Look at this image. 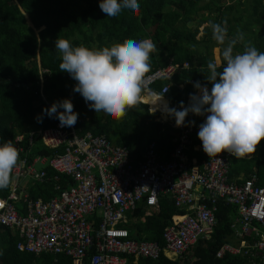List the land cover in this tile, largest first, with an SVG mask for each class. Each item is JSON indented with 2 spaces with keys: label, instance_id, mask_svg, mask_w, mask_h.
I'll use <instances>...</instances> for the list:
<instances>
[{
  "label": "trees",
  "instance_id": "obj_1",
  "mask_svg": "<svg viewBox=\"0 0 264 264\" xmlns=\"http://www.w3.org/2000/svg\"><path fill=\"white\" fill-rule=\"evenodd\" d=\"M99 3L100 0H0V144L11 140L17 147L16 138L23 134L20 142L23 150L17 147L20 159L26 157L28 150L32 152L29 161L38 154L52 155V150L41 140V131L55 125L58 119L46 115L42 121L38 118L43 109L65 98L71 99L84 131L104 135L114 145L128 146L132 156L140 155L146 143L154 140L160 157L169 160L175 145L176 129L156 120L158 113H151L144 101L129 109L121 119L90 109L84 98L73 91L77 82L59 69L62 60L55 49L57 38L69 40L73 47L83 45L91 49L111 47L127 39H151L157 48L151 54L148 73L165 66L170 59L189 62L188 69H181L173 76L171 91L167 94L179 104H185L187 96L195 93L193 84L196 81L211 90L212 85L205 77L207 63L215 60L216 47L221 57L217 70L224 66L223 46L213 40L210 22H226L229 38L243 33V40L235 46L234 53L242 52L246 45L264 52V0H138L139 11L125 10L118 19L107 17ZM179 83H184L183 89L179 88ZM161 85L162 82L152 87L158 90ZM197 118L191 113V120ZM144 126L152 131L140 148L137 139ZM194 141L201 143L198 135ZM38 163L36 169L46 170L47 179L31 184L29 192L33 198L48 199L56 191L57 182L67 187V176L57 173L49 164L39 169ZM253 174H256L257 184L264 185V141L258 145L256 153L248 157L229 158L231 179L240 182ZM13 180L12 173L9 185L0 189V196L8 194ZM178 211L173 200L164 195L158 212L142 220L145 209L139 205L135 213L129 215L125 226L137 240L164 244L163 231ZM234 213L233 207L219 201L217 224L210 237L201 238L176 261L163 255L157 259L129 255L125 264L251 263L252 259L244 255L217 257L220 247L233 239L231 215ZM20 239L17 231L0 223V264H69V259L62 254L20 251L17 248ZM85 264L90 262L86 259Z\"/></svg>",
  "mask_w": 264,
  "mask_h": 264
},
{
  "label": "built area",
  "instance_id": "obj_2",
  "mask_svg": "<svg viewBox=\"0 0 264 264\" xmlns=\"http://www.w3.org/2000/svg\"><path fill=\"white\" fill-rule=\"evenodd\" d=\"M184 68H189L188 61H169L146 74L144 90L159 98L166 97L171 91L169 82L162 85L160 92L152 86L171 79ZM189 102L188 95L185 106ZM171 104L179 110L180 104ZM150 107L152 112H159L158 120L170 123L178 131L169 160L160 159L155 141L149 142L140 155L132 156L128 146L114 145L104 135L84 131L80 118L72 127L61 126L58 120L41 131V140L52 155L38 154L29 161L32 152L28 150L13 170L8 194L0 196V223L20 234L17 248L35 254H62L69 264H85L86 259L90 264H125L129 255L152 259L163 255L177 260L201 238L210 237L217 224L216 202L221 199L225 205L235 207L237 217L232 227L238 242L224 243L217 257L244 255L254 264H264V185L257 184L256 174L242 182L232 181V155L227 152L208 157L201 145V164L189 159L190 137L198 133L205 116L193 121L189 113L185 126L176 127L174 118L163 113V104L153 107L150 103ZM23 138V134L16 138L20 150ZM32 140L33 135L30 145ZM37 162L49 164L54 171L67 176V187L57 182L56 191L48 199L33 198L20 180L27 175L31 184L47 179L46 170L36 169ZM164 195L182 211L174 213L165 227L164 244L133 238L125 226L129 215L143 205L144 220L159 210Z\"/></svg>",
  "mask_w": 264,
  "mask_h": 264
},
{
  "label": "clouds",
  "instance_id": "obj_3",
  "mask_svg": "<svg viewBox=\"0 0 264 264\" xmlns=\"http://www.w3.org/2000/svg\"><path fill=\"white\" fill-rule=\"evenodd\" d=\"M99 7L107 17L117 19L125 10L139 11L138 0H100ZM225 24L210 22L213 40L223 46L224 64L218 71L215 60L207 63L205 79L212 85L211 90L196 81L193 87L198 94H189L187 106L180 102L178 110L163 104V113L174 118L176 127L185 126L189 113L205 116L197 133L205 154L218 157L227 152L241 159L256 153L264 141V52L246 45L242 52L234 53L243 33L229 38ZM156 48L151 39H127L101 49L73 47L64 38L55 41L62 60L60 71L67 72L77 82L73 91L97 114L103 112L115 119L123 118L129 109L139 105L146 74L151 70V54ZM163 96L157 103L163 101ZM43 115L56 118L61 126L67 127L74 126L78 120L70 98L43 109L39 121ZM21 163L19 151L11 140L0 144V189L9 185L13 170Z\"/></svg>",
  "mask_w": 264,
  "mask_h": 264
},
{
  "label": "crops",
  "instance_id": "obj_4",
  "mask_svg": "<svg viewBox=\"0 0 264 264\" xmlns=\"http://www.w3.org/2000/svg\"><path fill=\"white\" fill-rule=\"evenodd\" d=\"M215 61L218 63V64H220L221 63V57H220V52L219 53H216L215 52ZM172 59H170L169 61H171ZM168 61V62H169ZM167 64V63H166ZM163 67V66H162ZM159 68V67H158ZM156 70V69H155ZM148 74V73H147ZM175 75V74H174ZM173 78V77H172ZM172 78L171 79H163V80H160V81H158V82H156L154 85H156V84H158V83H160V82H162V85L164 84V83H166V82H169L170 84H171V80H172ZM191 82H192V80H191ZM193 83V82H192ZM181 84H184V83H179L178 84V86H179V88L180 89H183L184 88V86H183V88H181L180 87V85ZM162 85L159 87V89L158 90H156V91H158V92H160L161 91V87H162ZM171 87H172V84H171ZM154 89V88H153ZM197 91V90H196ZM196 91H195V93H196ZM169 93V92H168ZM167 93V94H168ZM165 95L166 97H164L163 99L164 100H166L167 102H171V103H178L179 104V101L177 100V99H174V100H172L168 95ZM141 102H143V101H141ZM143 103H146V102H143ZM146 104H148V107H149V111L151 112V113H158V117L156 118V120H158V118H159V112H152L151 110H150V103H146ZM172 105V104H171ZM201 120V117H199L198 116V118H197V120H193V121H200ZM161 121V120H160ZM162 123H167V122H163V121H161ZM169 125H170V123H169ZM171 126V125H170ZM172 127V126H171ZM175 129V128H174ZM151 129L149 128H147V126H144V127H142L140 130H139V132H142L141 133V135L139 134V137H138V139L137 140H139V142L137 143L139 146H140V148H142L143 147V140L145 141L149 136H151ZM154 132V131H153ZM177 133H178V131H177V129H176V135H177ZM157 135H159V133L157 134ZM176 135L173 137L174 138V141H175V137H176ZM195 136H197V135H192L191 137H190V139H191V143L189 144V148H188V150H187V154H188V157H189V159L190 160H194V161H196L197 163H199V164H201V161H202V157H203V155H202V153H201V151L198 149V147L199 146H201L202 145V143H200V142H196V141H194V137ZM154 141V140H153ZM175 144H176V142H175ZM146 145H147V143H146ZM146 147V146H145ZM174 147H175V145H174ZM140 148H138L137 147V149H140ZM158 154H159V157H160V153L158 152ZM250 156V155H249ZM248 157V156H247ZM160 159L161 160H165V159H162L161 157H160ZM170 159H171V152H170ZM231 179V178H230ZM232 181H234V182H236V183H238V180L237 179H235V178H233V179H231ZM245 180V179H244ZM243 180V181H244ZM240 182H242V181H240ZM204 192H206L207 193V191H205L204 190ZM219 201H222L223 202V200H221V199H217V202H216V205H217V209H218V203H219ZM227 206H230L231 208L233 207V206H231V205H227ZM159 207H160V204H159ZM234 208V210H235V207H233ZM217 209H216V211H217ZM179 210V209H178ZM159 211V210H158ZM157 211V212H158ZM216 211H215V214H216ZM178 212H181L180 210L178 211ZM217 217V216H216ZM236 217H237V214H236V210H235V213H234V215H231V228L233 229V227H232V223L233 222H236ZM172 218V217H171ZM171 221V220H170ZM170 223V222H169ZM236 242H238V238L236 237V234L234 233V229H233V239L230 241V242H226V243H233V244H235ZM167 258V257H166ZM180 257H178L177 259H179ZM173 261H176V260H173ZM249 264H254V261H252L251 263H249ZM256 264H260V263H256Z\"/></svg>",
  "mask_w": 264,
  "mask_h": 264
},
{
  "label": "bare ground",
  "instance_id": "obj_5",
  "mask_svg": "<svg viewBox=\"0 0 264 264\" xmlns=\"http://www.w3.org/2000/svg\"><path fill=\"white\" fill-rule=\"evenodd\" d=\"M160 98L148 91H145L143 90V93L141 95V100L140 101H144L146 103H151L153 105V107H159V106H162V104H167L169 107H172L171 103L170 102H167L166 100L163 99L162 102H158L157 101L159 100ZM157 103V104H156ZM167 256H172L174 258H176V254H173V253H167Z\"/></svg>",
  "mask_w": 264,
  "mask_h": 264
},
{
  "label": "rangeland",
  "instance_id": "obj_6",
  "mask_svg": "<svg viewBox=\"0 0 264 264\" xmlns=\"http://www.w3.org/2000/svg\"><path fill=\"white\" fill-rule=\"evenodd\" d=\"M215 52L216 53L220 52L219 47L214 48V54H215ZM37 167L40 169V168L44 167V165L38 163ZM20 185L23 188H26V189L30 188V186H31V177L29 175H27L26 177L21 178ZM247 264H249V262Z\"/></svg>",
  "mask_w": 264,
  "mask_h": 264
}]
</instances>
